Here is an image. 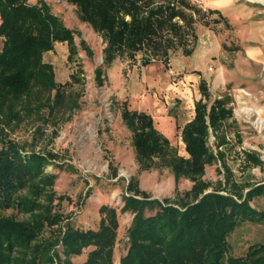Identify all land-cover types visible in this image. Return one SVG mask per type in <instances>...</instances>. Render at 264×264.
<instances>
[{
	"label": "trees",
	"instance_id": "obj_1",
	"mask_svg": "<svg viewBox=\"0 0 264 264\" xmlns=\"http://www.w3.org/2000/svg\"><path fill=\"white\" fill-rule=\"evenodd\" d=\"M66 1L76 7L81 22L102 36L106 66L122 56L134 59L140 51L167 59L176 46L184 56H190L188 37L197 39L195 16L204 27L220 22L209 18L215 11L202 10L191 0ZM0 37V264H114L119 224L116 209L106 205L99 208L96 230L67 224L57 237L39 240L46 228L63 222L62 215L52 211L55 176L45 172L54 155L27 151L5 135V128L19 120L18 106L31 87L40 83L54 90L50 109L59 107L67 83L55 82L42 55L52 51L55 43H66L72 60L77 53L73 32L44 1L0 0ZM81 44L91 53L84 42ZM96 75L101 83V69ZM199 91L201 99L194 104V116L180 130L186 156L174 152L149 114L129 110L127 103H122L121 121L132 133L139 171L166 166L176 182L185 179L191 187L160 200L139 189L137 179L129 180L120 212L133 218L127 229L126 254L119 264H264V243L250 246L244 256H227L228 238L237 227L264 225V208L252 205L255 199L264 202V182L237 181L226 163V152L234 146L224 129L233 117L229 101L216 98L209 103L204 81ZM78 107L72 104V108ZM211 134L216 140L215 151L208 144ZM233 136L240 146L241 135L234 132ZM238 156L242 172L263 169L257 152L242 149ZM218 163L217 173L222 178L214 183L204 180L206 167ZM113 175L116 177V172ZM24 190L28 195L22 194ZM8 209L29 214V219L1 214ZM88 248L91 250L82 263L71 261Z\"/></svg>",
	"mask_w": 264,
	"mask_h": 264
},
{
	"label": "rangeland",
	"instance_id": "obj_2",
	"mask_svg": "<svg viewBox=\"0 0 264 264\" xmlns=\"http://www.w3.org/2000/svg\"><path fill=\"white\" fill-rule=\"evenodd\" d=\"M27 1L29 4L46 2L51 12L73 32L77 50L69 60L67 44L55 43L52 51L42 55V62L52 68L55 82L67 83L59 97V107L51 111L55 91L39 83L30 88L18 106L19 120L5 128L7 139L25 150L54 155L45 172L55 176L56 198L52 211L61 214L63 222L46 228L39 240L57 237L60 228L67 224L82 230H96L101 219L99 208L106 205L117 211L119 227L113 262L119 264L126 254L127 229L133 218L130 213L120 212L129 180L137 179L139 189L160 200L173 198L176 192L183 194L191 187L185 179L176 182L166 166L139 171L132 133L121 121L122 103L126 102L129 110L149 114L174 152L186 156L180 130L194 116V104L201 99V81L209 91V103L224 98L232 109L233 117L224 126L234 144L226 152L227 165L239 182H264V166L262 170L253 168L242 172L238 156L242 149L255 151L264 163V128L255 124L258 117L264 119V113L259 116L256 113L257 108L264 107V42L248 45L246 35L242 36L236 24L225 15L223 22L209 27L201 25L195 16L193 28L198 35L196 40L188 37L190 56H184L182 48L176 46L167 59L148 57L140 51L134 59L122 56L106 66L103 63L106 43L99 33L80 21L75 6L66 0ZM198 1V7L204 9L205 5ZM2 45L0 37V50ZM97 69L102 71L101 83ZM73 103L79 107L72 108ZM241 108L252 110L251 115L241 112ZM234 132L241 135L240 146L234 143ZM215 142L211 134L208 144L214 151ZM219 167V163L207 166L204 180L214 183L221 179L222 175L217 173ZM22 194L28 195V192L24 190ZM252 205L264 208L262 199H255ZM1 214L17 220H28L30 216L17 209L4 210ZM261 243H264V225L241 224L228 238L227 256H244L250 246ZM56 249L60 251L61 247ZM90 250L85 249L71 261L82 263Z\"/></svg>",
	"mask_w": 264,
	"mask_h": 264
},
{
	"label": "crops",
	"instance_id": "obj_3",
	"mask_svg": "<svg viewBox=\"0 0 264 264\" xmlns=\"http://www.w3.org/2000/svg\"><path fill=\"white\" fill-rule=\"evenodd\" d=\"M201 2L205 5L204 9L201 7L203 10L215 11L209 18L220 20L216 25L224 21L225 15L236 24V29L240 30L242 36L246 35L248 45L251 42H264V3L250 0H201ZM248 51L252 50L249 48Z\"/></svg>",
	"mask_w": 264,
	"mask_h": 264
},
{
	"label": "bare ground",
	"instance_id": "obj_4",
	"mask_svg": "<svg viewBox=\"0 0 264 264\" xmlns=\"http://www.w3.org/2000/svg\"><path fill=\"white\" fill-rule=\"evenodd\" d=\"M250 1L264 3V0H250ZM239 92H240V93L242 92L244 95H246L245 92H243V91H241V90H240ZM241 112H243V113H245V114H247V115H251L252 110H250V109H246V108H241ZM256 113L258 114V116H259V114L264 113V107H262V108H257V109H256ZM255 124L258 125V127H259L260 129L264 128V119L258 117V118L256 119V121H255Z\"/></svg>",
	"mask_w": 264,
	"mask_h": 264
},
{
	"label": "built area",
	"instance_id": "obj_5",
	"mask_svg": "<svg viewBox=\"0 0 264 264\" xmlns=\"http://www.w3.org/2000/svg\"><path fill=\"white\" fill-rule=\"evenodd\" d=\"M191 2L197 6H199V1L198 0H191Z\"/></svg>",
	"mask_w": 264,
	"mask_h": 264
}]
</instances>
